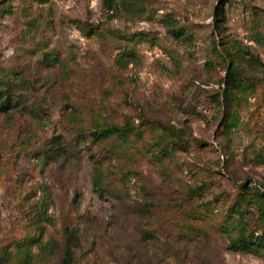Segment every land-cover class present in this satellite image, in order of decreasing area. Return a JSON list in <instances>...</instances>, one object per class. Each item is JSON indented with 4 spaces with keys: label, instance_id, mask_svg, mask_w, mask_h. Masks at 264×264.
Here are the masks:
<instances>
[{
    "label": "rangeland",
    "instance_id": "obj_1",
    "mask_svg": "<svg viewBox=\"0 0 264 264\" xmlns=\"http://www.w3.org/2000/svg\"><path fill=\"white\" fill-rule=\"evenodd\" d=\"M256 237L264 0H0V264H264Z\"/></svg>",
    "mask_w": 264,
    "mask_h": 264
},
{
    "label": "trees",
    "instance_id": "obj_2",
    "mask_svg": "<svg viewBox=\"0 0 264 264\" xmlns=\"http://www.w3.org/2000/svg\"><path fill=\"white\" fill-rule=\"evenodd\" d=\"M173 36H176V34L174 32H171ZM226 78L224 80V83L227 86V89L232 91L235 87V82H236V75H237V69L235 67H233V62L230 61L228 62V65L226 67ZM224 101H228L227 97L229 98V93H227V91H224ZM112 130V129H111ZM105 132H107V130H102L100 132V135H103ZM233 241V240H232ZM238 244L241 246H245L248 239L247 237H245V235L242 232L238 233V238L236 240H234V242H237ZM255 242H258V248L262 250L263 254H264V240H262L261 238L256 237L255 238ZM233 244V243H232ZM72 249L71 248H67L66 251L64 252L61 264H72Z\"/></svg>",
    "mask_w": 264,
    "mask_h": 264
}]
</instances>
